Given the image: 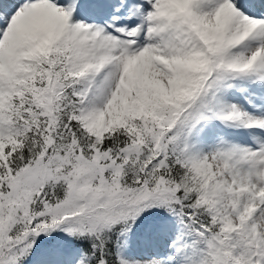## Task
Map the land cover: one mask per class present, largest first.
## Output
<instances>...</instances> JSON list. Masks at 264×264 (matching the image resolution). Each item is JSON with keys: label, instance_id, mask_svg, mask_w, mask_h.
Instances as JSON below:
<instances>
[{"label": "snow or ice", "instance_id": "6c2138e0", "mask_svg": "<svg viewBox=\"0 0 264 264\" xmlns=\"http://www.w3.org/2000/svg\"><path fill=\"white\" fill-rule=\"evenodd\" d=\"M0 264H264V0H0Z\"/></svg>", "mask_w": 264, "mask_h": 264}]
</instances>
